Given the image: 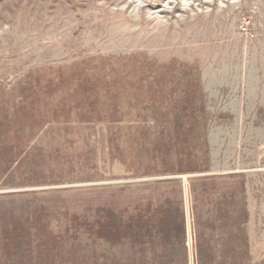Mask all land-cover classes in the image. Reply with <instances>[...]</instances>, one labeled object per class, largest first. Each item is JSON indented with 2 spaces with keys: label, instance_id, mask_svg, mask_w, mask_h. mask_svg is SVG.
Listing matches in <instances>:
<instances>
[{
  "label": "rangeland",
  "instance_id": "rangeland-1",
  "mask_svg": "<svg viewBox=\"0 0 264 264\" xmlns=\"http://www.w3.org/2000/svg\"><path fill=\"white\" fill-rule=\"evenodd\" d=\"M204 1L0 0V264H264V0Z\"/></svg>",
  "mask_w": 264,
  "mask_h": 264
},
{
  "label": "trees",
  "instance_id": "trees-1",
  "mask_svg": "<svg viewBox=\"0 0 264 264\" xmlns=\"http://www.w3.org/2000/svg\"><path fill=\"white\" fill-rule=\"evenodd\" d=\"M235 245V246H234ZM234 245H230L231 246V248L229 249V251L231 250V252H233L234 253V251L236 252L238 249H237V247H236V244H234ZM245 245H247V249L246 250H244L245 252H247V250H248V243H246ZM250 246V245H249ZM244 247V246H243ZM250 250H251V248H249V255H250ZM252 255V254H251ZM215 258V257H214ZM216 259V258H215ZM231 259H233L232 261H231V263H229L228 262V260H231ZM243 259V258H242ZM216 260H218V259H216ZM247 260H249V261H251V256H249V258H247ZM246 260V261H247ZM207 262H205L204 264H210V261L208 262V259L206 260ZM242 261H244V259L242 260ZM234 262V264H237L238 262H239V259H237V257H235V258H228V257H225L224 256V258H222V259H220V261H219V264H232ZM196 264H200V262H199V260H196Z\"/></svg>",
  "mask_w": 264,
  "mask_h": 264
},
{
  "label": "bare ground",
  "instance_id": "bare-ground-1",
  "mask_svg": "<svg viewBox=\"0 0 264 264\" xmlns=\"http://www.w3.org/2000/svg\"><path fill=\"white\" fill-rule=\"evenodd\" d=\"M216 1L217 0H205L204 3L205 4H211V3L214 4V3H216ZM146 4H147V1H146ZM149 4L151 5V3H149Z\"/></svg>",
  "mask_w": 264,
  "mask_h": 264
}]
</instances>
